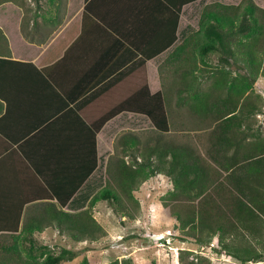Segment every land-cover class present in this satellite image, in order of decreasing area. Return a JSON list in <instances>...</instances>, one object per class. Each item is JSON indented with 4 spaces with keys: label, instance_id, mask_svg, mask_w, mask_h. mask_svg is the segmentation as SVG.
Here are the masks:
<instances>
[{
    "label": "crops",
    "instance_id": "obj_1",
    "mask_svg": "<svg viewBox=\"0 0 264 264\" xmlns=\"http://www.w3.org/2000/svg\"><path fill=\"white\" fill-rule=\"evenodd\" d=\"M241 1L0 0L9 49L0 54L7 59L0 61V234L63 237L54 210L61 203L67 213L86 209L106 184L101 171L118 139L130 134L140 141L141 156L157 164L160 197L143 201L172 225L173 235L165 237L187 245L193 236L184 231H243L236 220L245 214L241 201L220 194L236 166L206 159L216 134L239 137L245 130L215 126L230 117L222 109L238 105L199 94L230 82L219 80L220 72L244 70L197 67L190 62L197 50L183 46L199 31L206 6ZM160 107L168 124L163 132L146 114ZM243 148L244 141L240 153ZM101 204L89 207L97 222ZM251 231H264L258 219ZM212 243L219 247L217 236ZM212 247L213 264H241Z\"/></svg>",
    "mask_w": 264,
    "mask_h": 264
},
{
    "label": "trees",
    "instance_id": "obj_2",
    "mask_svg": "<svg viewBox=\"0 0 264 264\" xmlns=\"http://www.w3.org/2000/svg\"><path fill=\"white\" fill-rule=\"evenodd\" d=\"M199 23V31L188 38V44L183 45L197 50V57L190 54L191 63L199 67L197 61H200L202 67L210 68L207 60L212 55H216L217 66L211 67L213 69H226L230 66L246 69L242 75L231 76L230 82H222L219 86L210 87L205 94H199L200 98H212L222 103L231 99L238 105L232 109L233 111L225 112L222 109L220 115L228 114L230 117L215 126L216 129L221 130L225 126L231 129L244 125L245 130L239 134V137L235 133L228 136L219 132L214 137L217 139V145L210 146L206 156L210 162L221 166L228 165V167L232 166L231 168L236 166L224 177L228 187H220V194L241 201L245 214L242 213L244 215L242 220H236L244 230L188 231L185 234L193 236L198 245H209L213 237L217 236L219 245L215 250L217 253L228 254L241 264L262 262L264 231H251V225L255 224L256 219L261 223V227H264V130L259 125L256 126V121L253 119L261 112L262 107L251 98L250 94L238 93L235 87L243 85L245 90L251 89L259 77H264V9L252 0H243L238 5L212 4L204 8ZM197 36L203 37L202 42L194 39ZM191 39H194L193 44ZM0 41L4 45L0 54L7 56L8 42L1 30ZM3 60L7 59H0ZM212 76L215 77L214 74ZM216 76L221 81L228 77L221 72ZM224 109L226 110L225 107ZM164 111L162 107L150 112L146 110L154 126L161 132L168 127ZM238 116L245 119L243 123L239 122L237 125L232 120ZM160 117L162 121H159ZM130 136L132 138L128 136L126 139L123 135L118 139L114 154L107 160L106 184L93 195L86 209L77 213H67L62 210L66 203H61L60 209L54 210L58 235L76 242L96 241L103 237L105 232L93 219L89 208L97 201L105 200L109 204H116L121 213L127 211V205L138 208L139 203L134 193L143 182L157 174L158 168L152 159L141 156L140 141L134 134ZM242 141H244V151L240 153ZM229 150L230 153L227 154ZM241 169L244 171L242 177L239 174ZM211 190L215 192L217 189ZM129 217L135 216L129 215ZM35 232L42 231H20V241L17 235L0 234V264H64L78 256L75 251L64 247H60L56 252L48 250L47 245L38 243ZM21 251H24L25 256ZM39 255H44L41 261L37 260ZM179 262L180 264H213L208 257L187 250L179 251ZM108 264H133V262L130 258H123L120 261L114 259Z\"/></svg>",
    "mask_w": 264,
    "mask_h": 264
},
{
    "label": "rangeland",
    "instance_id": "obj_3",
    "mask_svg": "<svg viewBox=\"0 0 264 264\" xmlns=\"http://www.w3.org/2000/svg\"><path fill=\"white\" fill-rule=\"evenodd\" d=\"M230 2L231 0H229V3ZM257 2L264 6V0H257ZM207 63L209 67H216V55L209 57ZM197 64H199V67L203 66L200 64V61H197ZM230 68L234 67L230 66ZM242 69L246 72V69ZM238 75L242 74L239 72ZM227 78H231V75H228ZM235 88L238 93L243 92L244 94H250L251 98L262 107L261 112L255 115L253 119L256 121V126L259 125L264 130V77H259L251 89L247 88V90H245L243 85H237ZM222 91L226 92V90ZM101 175L103 180L107 181L108 176L106 174V168L101 171ZM147 180H149L148 183ZM147 180L143 182L134 193L139 203L137 209L133 208L131 205H127V211L121 213L116 207V204H109L105 200L102 201L98 222L103 228L105 235L98 240L76 242L69 238L55 237L52 236V234L40 233L37 235L38 243L47 245L49 247L48 250L53 252L58 251L60 247L75 251L78 256L72 261H66L64 264H108L114 259L120 261L123 258H130L133 264H180L179 251L180 249L187 250L188 248L189 250L187 251L208 257L210 260L211 258H217V256L211 252L213 243L209 245H198L193 239L191 244L181 245L172 238L169 240L168 237L164 236L168 233H170L171 236L174 231L168 220L162 217L159 218L156 209L153 208V210L150 211V203L143 201H150L151 199L155 202L157 198L160 197L158 196V182L156 177L153 176ZM129 215L135 217L130 218ZM184 232L186 233L188 231ZM159 235L162 236L160 239H157ZM178 235L183 234L180 232ZM17 236L18 238L20 237L18 239V241H20L21 235ZM178 238H181V236H178ZM18 244L19 242L16 243V245ZM200 246H203L204 249H201ZM216 249L214 245L212 250L214 251ZM21 254L25 256L24 251H21ZM216 254L219 253L216 252ZM43 258L44 255H39L37 260L41 261ZM214 260L217 261V259ZM246 264H250V262ZM253 264L260 263L257 262Z\"/></svg>",
    "mask_w": 264,
    "mask_h": 264
},
{
    "label": "water",
    "instance_id": "obj_4",
    "mask_svg": "<svg viewBox=\"0 0 264 264\" xmlns=\"http://www.w3.org/2000/svg\"><path fill=\"white\" fill-rule=\"evenodd\" d=\"M162 235L157 236V239H160Z\"/></svg>",
    "mask_w": 264,
    "mask_h": 264
},
{
    "label": "built area",
    "instance_id": "obj_5",
    "mask_svg": "<svg viewBox=\"0 0 264 264\" xmlns=\"http://www.w3.org/2000/svg\"><path fill=\"white\" fill-rule=\"evenodd\" d=\"M170 233H168V235H169ZM201 249H204V247L203 246H201Z\"/></svg>",
    "mask_w": 264,
    "mask_h": 264
}]
</instances>
